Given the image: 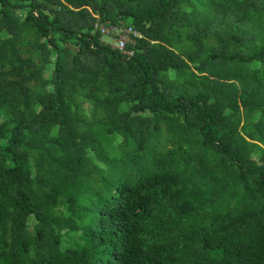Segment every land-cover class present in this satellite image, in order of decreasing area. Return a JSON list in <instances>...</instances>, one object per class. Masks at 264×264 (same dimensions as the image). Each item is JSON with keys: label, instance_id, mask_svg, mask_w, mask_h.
Segmentation results:
<instances>
[{"label": "trees", "instance_id": "1", "mask_svg": "<svg viewBox=\"0 0 264 264\" xmlns=\"http://www.w3.org/2000/svg\"><path fill=\"white\" fill-rule=\"evenodd\" d=\"M0 264H264V0H0Z\"/></svg>", "mask_w": 264, "mask_h": 264}, {"label": "built area", "instance_id": "2", "mask_svg": "<svg viewBox=\"0 0 264 264\" xmlns=\"http://www.w3.org/2000/svg\"><path fill=\"white\" fill-rule=\"evenodd\" d=\"M95 27L99 29L101 36H106L110 39V42H105L126 55H131L132 53L126 49V44L133 43L135 38L142 37L141 32L132 26L113 25L109 23L103 24L97 22Z\"/></svg>", "mask_w": 264, "mask_h": 264}, {"label": "rangeland", "instance_id": "3", "mask_svg": "<svg viewBox=\"0 0 264 264\" xmlns=\"http://www.w3.org/2000/svg\"><path fill=\"white\" fill-rule=\"evenodd\" d=\"M101 39L105 40L107 42H110V39H108V37H106V36H101ZM239 67L243 68V69H246L245 66L239 65ZM44 80L45 81L47 80L46 72L44 74ZM85 85L88 88H90V89L94 88L93 80L87 81ZM29 198H30V201L33 204H35V205H38V204H41V203H52V202H54V197L52 195H50V194H40L37 191H33V190H30ZM84 246L86 247V249L90 250V254H88L87 256L90 255L89 256L90 259H95L96 254H94L92 251L97 246V240L96 239L87 240L86 243L84 242ZM83 260H84V258L82 256L81 257L77 256V258H76V262H78V263L82 262Z\"/></svg>", "mask_w": 264, "mask_h": 264}]
</instances>
